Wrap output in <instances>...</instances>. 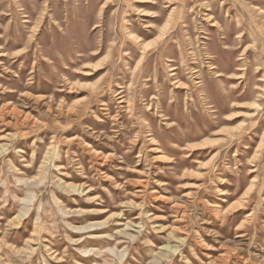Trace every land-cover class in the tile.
I'll return each instance as SVG.
<instances>
[{"label":"rangeland","instance_id":"1","mask_svg":"<svg viewBox=\"0 0 264 264\" xmlns=\"http://www.w3.org/2000/svg\"><path fill=\"white\" fill-rule=\"evenodd\" d=\"M0 264H264V0H0Z\"/></svg>","mask_w":264,"mask_h":264},{"label":"bare ground","instance_id":"2","mask_svg":"<svg viewBox=\"0 0 264 264\" xmlns=\"http://www.w3.org/2000/svg\"><path fill=\"white\" fill-rule=\"evenodd\" d=\"M96 27V26H95ZM148 28H152V27H148ZM162 36H163V34H162ZM130 41L131 42H134V43H139L140 42V40H139V38H137V37H131L130 38ZM100 47H101V49H103V46H102V44H101V42H100ZM123 48H127V47H129V44L128 43H124L123 44V46H122ZM85 49H89L88 47H86ZM114 49V48H113ZM141 51H140V53L142 54V56L146 53V52H148L149 51V45L148 46H142V48L140 49ZM124 54V56L127 58V57H132V54L131 53H128V52H124L123 53ZM96 55H98V53H95V54H90V55H88L87 57H84V60H86V59H88V60H90V59H92L93 57H95ZM142 56H141V58H142ZM141 58H140V60H139V62H141ZM96 68V67H95ZM175 69H171V71H174ZM211 70H215V67H211ZM236 70H238V71H242V69H240V68H236ZM258 70V69H257ZM255 71V73H257L258 71ZM193 73H195V72H193ZM209 73V72H208ZM170 76H176V74H171ZM236 74H231V76H228V77H226V79H228V80H233V79H239V78H242V76H237ZM220 77H223V74L222 73H220V72H215V78H220ZM177 78H175V82L173 83L174 85H175V89H183V90H185V89H187L188 87H187V85L186 84H182L180 81H178V80H176ZM199 83H197V85H198ZM200 91L201 92H203V93H205V91L203 90V88H201L200 89ZM232 93V92H231ZM211 108V107H210ZM212 112H214V111H212Z\"/></svg>","mask_w":264,"mask_h":264}]
</instances>
